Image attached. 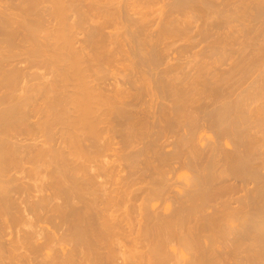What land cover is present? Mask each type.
<instances>
[{"label": "bare ground", "instance_id": "bare-ground-1", "mask_svg": "<svg viewBox=\"0 0 264 264\" xmlns=\"http://www.w3.org/2000/svg\"><path fill=\"white\" fill-rule=\"evenodd\" d=\"M0 264H264V0H0Z\"/></svg>", "mask_w": 264, "mask_h": 264}, {"label": "rangeland", "instance_id": "rangeland-1", "mask_svg": "<svg viewBox=\"0 0 264 264\" xmlns=\"http://www.w3.org/2000/svg\"><path fill=\"white\" fill-rule=\"evenodd\" d=\"M155 7H157V6H155ZM180 44H182V43H181V42H179V43H178V45H180Z\"/></svg>", "mask_w": 264, "mask_h": 264}]
</instances>
